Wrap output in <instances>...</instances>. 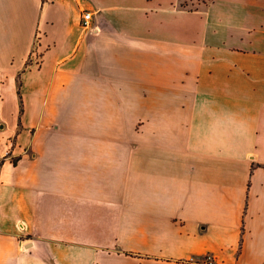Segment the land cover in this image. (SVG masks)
I'll return each instance as SVG.
<instances>
[{
    "label": "crops",
    "instance_id": "1",
    "mask_svg": "<svg viewBox=\"0 0 264 264\" xmlns=\"http://www.w3.org/2000/svg\"><path fill=\"white\" fill-rule=\"evenodd\" d=\"M0 164V264H264V0H0Z\"/></svg>",
    "mask_w": 264,
    "mask_h": 264
},
{
    "label": "built area",
    "instance_id": "2",
    "mask_svg": "<svg viewBox=\"0 0 264 264\" xmlns=\"http://www.w3.org/2000/svg\"><path fill=\"white\" fill-rule=\"evenodd\" d=\"M90 21H91V13L87 10H84L83 11V14H82V25L84 27H91L90 26ZM34 64L38 65V62H39V57L37 54H34ZM9 154V150L6 151V154L3 156V157H7V155ZM1 165V164H0Z\"/></svg>",
    "mask_w": 264,
    "mask_h": 264
},
{
    "label": "trees",
    "instance_id": "3",
    "mask_svg": "<svg viewBox=\"0 0 264 264\" xmlns=\"http://www.w3.org/2000/svg\"><path fill=\"white\" fill-rule=\"evenodd\" d=\"M42 1H44V0H42ZM19 86H20V83L18 82V89H19ZM18 93H19V90H18ZM20 94V93H19Z\"/></svg>",
    "mask_w": 264,
    "mask_h": 264
}]
</instances>
